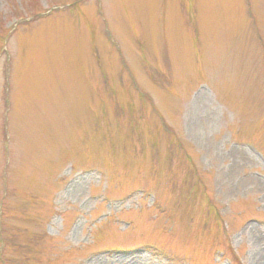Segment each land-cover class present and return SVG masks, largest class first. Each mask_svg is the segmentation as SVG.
Listing matches in <instances>:
<instances>
[{"label": "rangeland", "instance_id": "1", "mask_svg": "<svg viewBox=\"0 0 264 264\" xmlns=\"http://www.w3.org/2000/svg\"><path fill=\"white\" fill-rule=\"evenodd\" d=\"M0 264H264V0H0Z\"/></svg>", "mask_w": 264, "mask_h": 264}, {"label": "bare ground", "instance_id": "2", "mask_svg": "<svg viewBox=\"0 0 264 264\" xmlns=\"http://www.w3.org/2000/svg\"><path fill=\"white\" fill-rule=\"evenodd\" d=\"M260 259V258H259Z\"/></svg>", "mask_w": 264, "mask_h": 264}]
</instances>
